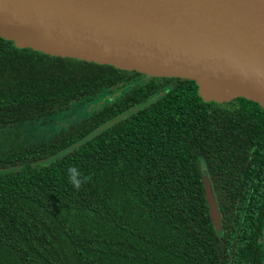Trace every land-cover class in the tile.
Returning <instances> with one entry per match:
<instances>
[{"label": "trees", "instance_id": "1", "mask_svg": "<svg viewBox=\"0 0 264 264\" xmlns=\"http://www.w3.org/2000/svg\"><path fill=\"white\" fill-rule=\"evenodd\" d=\"M74 103L97 108L49 139L34 134ZM135 106L144 107L55 158ZM70 167L89 177L79 190ZM263 219L258 104L203 103L193 81L14 49L0 38V264H261Z\"/></svg>", "mask_w": 264, "mask_h": 264}, {"label": "water", "instance_id": "2", "mask_svg": "<svg viewBox=\"0 0 264 264\" xmlns=\"http://www.w3.org/2000/svg\"><path fill=\"white\" fill-rule=\"evenodd\" d=\"M0 38L14 49L193 81L203 103L241 98L264 110V0H0ZM144 106L117 115L55 158ZM203 183L220 233L206 174Z\"/></svg>", "mask_w": 264, "mask_h": 264}, {"label": "rangeland", "instance_id": "3", "mask_svg": "<svg viewBox=\"0 0 264 264\" xmlns=\"http://www.w3.org/2000/svg\"><path fill=\"white\" fill-rule=\"evenodd\" d=\"M96 108L97 105L92 103H74L67 111L59 113L51 117L49 120H46L45 124L40 126L34 134L37 137L49 139L60 131L66 129L71 124L80 122L90 115Z\"/></svg>", "mask_w": 264, "mask_h": 264}, {"label": "clouds", "instance_id": "4", "mask_svg": "<svg viewBox=\"0 0 264 264\" xmlns=\"http://www.w3.org/2000/svg\"><path fill=\"white\" fill-rule=\"evenodd\" d=\"M68 178L71 185L77 190H79L83 184L87 183L89 180V177L83 176V174L76 167H70L68 169Z\"/></svg>", "mask_w": 264, "mask_h": 264}, {"label": "flooded vegetation", "instance_id": "5", "mask_svg": "<svg viewBox=\"0 0 264 264\" xmlns=\"http://www.w3.org/2000/svg\"><path fill=\"white\" fill-rule=\"evenodd\" d=\"M256 255L259 262L264 264V219L259 226V233L256 240Z\"/></svg>", "mask_w": 264, "mask_h": 264}]
</instances>
